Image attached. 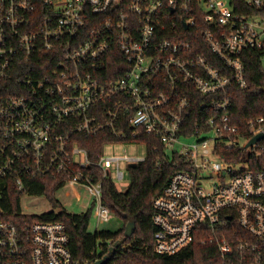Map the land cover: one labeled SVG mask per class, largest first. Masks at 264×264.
<instances>
[{
	"label": "built area",
	"instance_id": "2783aa9c",
	"mask_svg": "<svg viewBox=\"0 0 264 264\" xmlns=\"http://www.w3.org/2000/svg\"><path fill=\"white\" fill-rule=\"evenodd\" d=\"M248 51L264 53V0H0V190L51 177L108 223L104 182L130 184L151 137L175 169L155 251L196 239L216 247L206 264H264V117L232 122ZM105 133L146 155L92 159L75 140ZM69 244L60 222L0 220V264H74Z\"/></svg>",
	"mask_w": 264,
	"mask_h": 264
},
{
	"label": "trees",
	"instance_id": "16d2710c",
	"mask_svg": "<svg viewBox=\"0 0 264 264\" xmlns=\"http://www.w3.org/2000/svg\"><path fill=\"white\" fill-rule=\"evenodd\" d=\"M263 58L264 53L259 51H248L243 56L250 89L244 93L235 90L232 106V122L240 128L253 118L264 117ZM24 67L21 66L22 69ZM75 140L88 150L92 159L102 154L104 146L116 142L107 133L90 138L77 136ZM141 141L147 143V158L144 163L129 168L131 182L127 190L118 191L111 180H106L103 185V204L121 222L117 230L90 231L93 208L80 214L69 212L57 197L63 184L51 177L28 180L25 194L9 188L0 190V220L21 223L25 219L28 222L40 220L64 224L70 237L69 248L74 264H91L97 258H107L106 264H206L215 257L216 247L202 245L196 239L175 255H161L155 251L157 228L153 223V203L163 195L175 169L165 163L164 147L158 140L143 137ZM258 163L264 165V159ZM25 196L44 197L50 204V211L21 217ZM130 221L135 223L136 230L126 238L125 230ZM110 240L114 241L113 249L106 244Z\"/></svg>",
	"mask_w": 264,
	"mask_h": 264
},
{
	"label": "rangeland",
	"instance_id": "374dc122",
	"mask_svg": "<svg viewBox=\"0 0 264 264\" xmlns=\"http://www.w3.org/2000/svg\"><path fill=\"white\" fill-rule=\"evenodd\" d=\"M264 67V65H263ZM104 156H124L125 154L132 157H144L146 155V149L144 146H106L103 152ZM129 180L126 174V180L124 183L116 184L117 190L120 192H125L128 188ZM77 190L76 194L74 191ZM58 200L63 203L65 208L74 214H80L86 212L90 208V197L88 193L80 188L66 187L57 193ZM22 211L28 215H41L42 213L50 211L51 207L49 202L44 197H24L22 199ZM111 220L108 223L99 224L94 213L90 220V231L94 232L96 229H108L117 230L120 225L119 219L111 215Z\"/></svg>",
	"mask_w": 264,
	"mask_h": 264
},
{
	"label": "water",
	"instance_id": "95a60500",
	"mask_svg": "<svg viewBox=\"0 0 264 264\" xmlns=\"http://www.w3.org/2000/svg\"><path fill=\"white\" fill-rule=\"evenodd\" d=\"M263 138V135H259L258 137L254 138L251 142H250V145H253L255 142H257L258 140L262 139ZM136 230V225L134 222L130 221L127 226H126V230H125V237L128 238V237H131L134 232ZM118 245H116L115 247H117ZM108 262V259L105 258L99 262H97L96 264H106Z\"/></svg>",
	"mask_w": 264,
	"mask_h": 264
},
{
	"label": "crops",
	"instance_id": "0c3cea01",
	"mask_svg": "<svg viewBox=\"0 0 264 264\" xmlns=\"http://www.w3.org/2000/svg\"><path fill=\"white\" fill-rule=\"evenodd\" d=\"M74 192H75L76 194L78 193L77 190H75ZM90 208H92V207H91V202H90ZM90 208H89V209H90ZM89 209H87V210H89ZM82 213H83V212H82ZM119 226H121V222H120V225H119Z\"/></svg>",
	"mask_w": 264,
	"mask_h": 264
}]
</instances>
